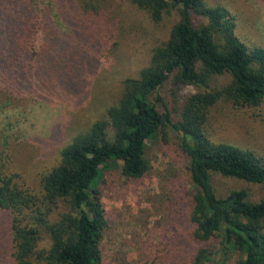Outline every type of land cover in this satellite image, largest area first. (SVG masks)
<instances>
[{
  "label": "trees",
  "instance_id": "trees-1",
  "mask_svg": "<svg viewBox=\"0 0 264 264\" xmlns=\"http://www.w3.org/2000/svg\"><path fill=\"white\" fill-rule=\"evenodd\" d=\"M132 1L155 21L173 9L181 16L169 39L154 48L148 66L139 77L125 79L122 97L105 117L77 129L62 146L59 161L41 176L42 195L21 186L0 166V209L25 214L24 219L12 218L16 264H102L108 220L97 187L101 171L120 166L124 175L140 179L150 167L149 143L169 127L182 137L194 187L189 220L191 237L199 246L186 264H225L234 254L241 256L240 264H264V197L254 200L246 188L220 195L213 182V175L221 174L264 186V157L214 142L205 129L209 108L221 98L249 105L264 102V46L248 44L236 33V17L224 5L211 6L205 0ZM68 2L62 12H72L78 21L76 44L59 53L66 60L62 66L57 60L53 65L76 86L97 57L87 47L102 53L109 30L106 13L92 0ZM193 13L207 23L194 25ZM40 29L34 22L15 28L17 53L29 58L44 54L34 48ZM12 62H17L16 56ZM28 65L20 63L22 75L28 73ZM172 74L178 86L203 89L185 101L179 121L157 105L163 99L159 90ZM224 75L230 81L210 89L211 82ZM59 202L67 208L53 218ZM43 231L50 237L48 247L41 246ZM179 260L169 253V262L155 264H180Z\"/></svg>",
  "mask_w": 264,
  "mask_h": 264
},
{
  "label": "rangeland",
  "instance_id": "rangeland-1",
  "mask_svg": "<svg viewBox=\"0 0 264 264\" xmlns=\"http://www.w3.org/2000/svg\"><path fill=\"white\" fill-rule=\"evenodd\" d=\"M68 1L0 0V166L6 175L38 195L43 193L41 176L59 161L62 146L77 129L106 116L108 108L122 97L125 79L139 77L154 48L169 39L181 17L179 10L173 9L155 21L132 0H92L106 13L109 31L102 53L87 47L97 57L75 86L53 65L57 60L62 66L66 60L59 53L76 44L78 21L72 12H62ZM205 2L227 7L236 17V33L248 44L264 46V0ZM29 22L41 28L34 48L44 54L35 58L17 53L13 43L18 39L15 28ZM193 23L200 26L207 19L193 13ZM15 56L17 62L13 63ZM21 62H29L27 74H21ZM229 81V75L217 76L210 89L217 90ZM197 91L203 89L178 86L172 74L159 90L163 99L157 102L158 108L179 121L185 101ZM205 129L214 142L251 149L264 157V102L249 105L221 98L209 108ZM181 138L169 127L150 142V167L140 179L124 175L120 166L102 169L97 187L108 220L101 244L102 264L166 263L169 253L177 254L179 263L186 264L198 248L189 220L194 187ZM213 182L220 195L246 188L252 199L264 197V186L258 184L221 174H214ZM65 208L62 202L55 204L51 216L55 218ZM13 216L24 219L25 214L0 209V264H16ZM42 239L41 246L48 247L50 237L45 231ZM240 258L234 254L224 263L240 264Z\"/></svg>",
  "mask_w": 264,
  "mask_h": 264
}]
</instances>
